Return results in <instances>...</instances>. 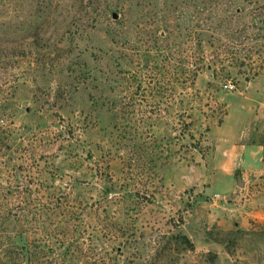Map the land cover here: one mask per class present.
<instances>
[{
	"label": "rangeland",
	"instance_id": "obj_1",
	"mask_svg": "<svg viewBox=\"0 0 264 264\" xmlns=\"http://www.w3.org/2000/svg\"><path fill=\"white\" fill-rule=\"evenodd\" d=\"M0 264H264V0H0Z\"/></svg>",
	"mask_w": 264,
	"mask_h": 264
},
{
	"label": "crops",
	"instance_id": "obj_2",
	"mask_svg": "<svg viewBox=\"0 0 264 264\" xmlns=\"http://www.w3.org/2000/svg\"><path fill=\"white\" fill-rule=\"evenodd\" d=\"M252 85H254V87H257L258 86V82H254ZM228 117H229V114L227 115V118H226V122L228 120ZM226 122L224 123L223 127L225 126ZM222 127V128H223ZM225 128V127H224ZM241 140V138H240ZM240 149H245V152L244 154H252L253 151L257 150V153H259L262 149H263V146L262 145H243L241 147H239Z\"/></svg>",
	"mask_w": 264,
	"mask_h": 264
},
{
	"label": "trees",
	"instance_id": "obj_3",
	"mask_svg": "<svg viewBox=\"0 0 264 264\" xmlns=\"http://www.w3.org/2000/svg\"><path fill=\"white\" fill-rule=\"evenodd\" d=\"M182 239H183V243L186 244L189 248L191 249L194 248L193 244L186 237H183ZM18 255H20V253Z\"/></svg>",
	"mask_w": 264,
	"mask_h": 264
}]
</instances>
